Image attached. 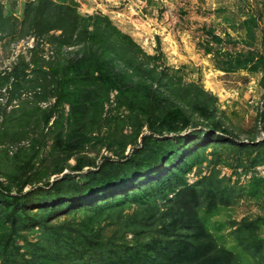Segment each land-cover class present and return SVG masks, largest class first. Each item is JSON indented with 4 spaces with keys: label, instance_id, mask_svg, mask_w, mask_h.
I'll return each instance as SVG.
<instances>
[{
    "label": "trees",
    "instance_id": "16d2710c",
    "mask_svg": "<svg viewBox=\"0 0 264 264\" xmlns=\"http://www.w3.org/2000/svg\"><path fill=\"white\" fill-rule=\"evenodd\" d=\"M12 19L0 5V30ZM243 22L250 31L253 18ZM20 23L37 38L48 37L54 49L37 58L35 44L28 58L19 56L0 75V89L9 94L0 102V133L25 137L29 149L35 146L32 126L47 127L51 153L58 148L77 174L94 169L87 168L82 183L63 173L42 184L17 176V167L8 169L6 182L0 181V264H254V257L264 264L256 231L264 221L231 222L238 223L239 253L220 245L207 225L235 198L229 178L215 168L222 152H236L238 159L254 153L251 164L263 163L264 135L237 139L217 113V97L150 67L156 55L143 52L106 16L38 0ZM63 41L79 43V52L60 55ZM224 56L220 70L259 71L264 89V49ZM258 117L264 133V105ZM127 145L131 152L125 154ZM92 146L111 154L97 164L88 154ZM193 167L196 179L188 182ZM62 214L70 217L59 219Z\"/></svg>",
    "mask_w": 264,
    "mask_h": 264
},
{
    "label": "rangeland",
    "instance_id": "374dc122",
    "mask_svg": "<svg viewBox=\"0 0 264 264\" xmlns=\"http://www.w3.org/2000/svg\"><path fill=\"white\" fill-rule=\"evenodd\" d=\"M37 1L0 0L3 15L13 17L8 23L14 24L12 28L6 23V29L0 30V75L4 70H8L19 56L28 58L29 48L35 44L38 45L37 58L42 53L46 59L53 53L54 46L45 42L49 40L48 37L37 38L28 30L27 24L20 23L26 9H30ZM54 1L75 4L80 14L95 13L101 17H108L111 24L128 34L143 52L156 55L154 59H148L150 67L165 70L175 80L196 82L217 97V113L219 116L224 115L225 125L237 139L248 142L249 136H255L256 141L263 138L262 124L258 117L264 105V89L259 85L261 73L247 69L224 72L217 65L223 66L227 61L225 52L235 54L264 49V0ZM249 17H252L255 23L248 24L250 34L243 22ZM59 32L60 30H52L50 33ZM59 43V54L63 57L75 56L79 52V43L74 45L65 44L64 41L63 44ZM142 57L145 58V55ZM4 90L0 89L2 103L9 96ZM114 94L115 92L110 93L111 101ZM31 96L35 97L33 94ZM38 104L40 107L46 106V102L43 101H39ZM11 107L9 105L8 109ZM64 111H67V106ZM32 129L29 137L35 146L29 149L25 137L22 138L14 132L0 133V181L6 182L8 169L17 167V176L30 178L38 184L61 177L63 173H71L72 177L82 183V177L90 167H84L81 174H77V171L67 165L58 148L52 153L49 151L51 140L46 134L47 127L33 125ZM102 131H105V128ZM126 132H129V128L124 130V133ZM18 148L22 150L19 151ZM97 148L98 146H92L88 154L95 156L98 164L102 155H110L111 152L104 146L99 150ZM130 152L131 146L127 145L124 153ZM229 152H222V159L215 168L219 170V176L229 178L226 181L231 186L229 193L231 192L235 198L230 205L222 207L218 213L211 216L207 225L220 245L239 253L240 246L233 232L239 221L242 218L260 223L264 221V162L254 166L251 164L254 153L243 154L238 159L239 155L236 152ZM210 157L208 155V158ZM237 159L243 163L241 166ZM67 162L72 166L75 163L74 156ZM205 164L206 162L202 163L203 173L206 170ZM58 166H63V171L52 173ZM195 169L196 167H193L186 175L188 182L196 179ZM30 187V184H25L23 189L28 190ZM12 192L15 193V190ZM1 208L0 206V210ZM69 217L62 214L59 219ZM232 221L238 222L237 225H232ZM256 231L264 251V224L258 226ZM35 235L36 233L30 234L29 237ZM251 261L254 264H262L255 257Z\"/></svg>",
    "mask_w": 264,
    "mask_h": 264
},
{
    "label": "crops",
    "instance_id": "0c3cea01",
    "mask_svg": "<svg viewBox=\"0 0 264 264\" xmlns=\"http://www.w3.org/2000/svg\"><path fill=\"white\" fill-rule=\"evenodd\" d=\"M224 72H225V71H224ZM224 72H223V73H224ZM224 74H227V73H224ZM225 76H227V75H225Z\"/></svg>",
    "mask_w": 264,
    "mask_h": 264
}]
</instances>
